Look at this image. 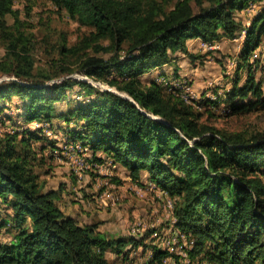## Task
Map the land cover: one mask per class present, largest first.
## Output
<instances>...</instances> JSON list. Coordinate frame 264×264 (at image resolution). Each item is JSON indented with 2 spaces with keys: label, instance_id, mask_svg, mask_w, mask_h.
I'll list each match as a JSON object with an SVG mask.
<instances>
[{
  "label": "trees",
  "instance_id": "obj_1",
  "mask_svg": "<svg viewBox=\"0 0 264 264\" xmlns=\"http://www.w3.org/2000/svg\"><path fill=\"white\" fill-rule=\"evenodd\" d=\"M14 1L0 0V121L14 120L5 110L17 97L23 127L0 132V264H111L109 251L123 264H264V130L202 120L205 112L184 99L187 85L176 73L160 74L167 85L145 77L179 51L192 55L190 39L245 35L229 92L201 104L234 114L264 109V62L253 60L257 49L264 53V0H51L88 31L73 45L62 34L53 43L61 57L48 71L36 68L32 34L7 22L17 17ZM252 6L246 22L240 13ZM75 89V106L58 111L56 103ZM55 118L64 121L66 146H89L92 162L108 157L141 184L145 172L170 196L180 237L173 249L153 236L171 219L116 234L64 212L31 164L38 140L43 150H61L44 133L43 123L56 131ZM35 121L42 125L24 127Z\"/></svg>",
  "mask_w": 264,
  "mask_h": 264
},
{
  "label": "rangeland",
  "instance_id": "obj_2",
  "mask_svg": "<svg viewBox=\"0 0 264 264\" xmlns=\"http://www.w3.org/2000/svg\"><path fill=\"white\" fill-rule=\"evenodd\" d=\"M14 8L18 10L17 17L9 14L6 17L7 22L13 26L19 24L26 33L32 34L34 46L32 53L36 68L39 70L52 69L54 63L60 59L61 55L53 43L62 38V34H65L68 43L73 45L88 31L51 0H15ZM255 9L253 6L249 7L248 13H240L241 18L247 22ZM244 39L245 35L237 39L215 40L213 47H205L202 39L196 41L190 39L188 46L192 55L179 51L171 63L153 68L145 74V77L156 78L167 85L168 79L165 76L160 77V74L165 72L173 76L176 73L182 76V83L187 85L186 90L192 96L191 102L195 104V108L205 112L202 120L232 131H262L264 130V109L259 106L246 113L234 114L231 110L225 111L223 105L208 109L201 104L204 96L213 99L229 92L239 72V56ZM200 41H203L202 44ZM4 49L0 47L2 54ZM261 50V48L256 50L253 60L258 57L261 62H264V53L261 54ZM76 72V76L86 78L82 72ZM256 74L260 75L261 69H258ZM246 76L247 73L244 72L242 82ZM177 82L174 81L173 84L177 85ZM99 84L106 89H114L106 82H99ZM78 92V89L69 91L67 99L56 103L58 111H66L75 106L69 101L79 99ZM11 102L8 101L7 104H10V107L5 112L15 115V118L5 123L0 121V132L11 131L14 126L15 128L23 127L20 125L23 124V120L17 116L15 106L20 104L21 100L15 97L13 103ZM208 110L213 111V115H210ZM43 124L46 126L44 132L46 137L57 140L61 150L51 151L49 147L43 150L40 147L43 142L38 140L34 143L37 153L32 158L31 164L44 189L57 192V202L66 214L76 217L82 224L97 222L99 229L103 231L116 233L117 230H122L121 234L128 233L126 230L129 228V222L143 223L145 228L154 227L156 224L158 227L161 224L167 225L164 223L170 219L171 215V210L166 204L169 197L151 182L145 183L147 173H142L141 184L134 180L128 168L119 163H113L108 157H105L107 161L105 164H96L92 162L93 156L89 146L84 150L79 143L78 149L72 145L66 146L64 131H60L59 127L64 124L63 120L55 118L56 131L49 130V125ZM41 125L40 122L35 121L25 123L24 127L36 128ZM135 181L137 183H134ZM149 184L153 185L154 189H149ZM105 192L108 194L106 195ZM171 224L172 222L168 227L163 226L164 229L162 227L166 240H161V243L173 249L172 244L177 239ZM107 256L111 264H123L117 253L109 251Z\"/></svg>",
  "mask_w": 264,
  "mask_h": 264
},
{
  "label": "bare ground",
  "instance_id": "obj_3",
  "mask_svg": "<svg viewBox=\"0 0 264 264\" xmlns=\"http://www.w3.org/2000/svg\"><path fill=\"white\" fill-rule=\"evenodd\" d=\"M203 41H204V45H208V43L207 42H209V43H216V41L214 40V41H206V40H204V39H202ZM202 41V42H203ZM201 42V41H200ZM202 42H201V44H202ZM178 83V84H177ZM176 84L177 85H175L174 84V86H180L181 85V82H177ZM167 84H168V82H167ZM182 86V85H181ZM186 87V86H185ZM187 88V87H186ZM184 92V91H183ZM188 92L189 91H187V90H185V92L183 93V97H184V99L187 101V102H189V103H193V102H191L192 101V99L193 98H190V97H187V96H185V95H187L188 94ZM194 104V103H193ZM151 184H153V183H151ZM151 184H149L148 186H149V188H152V189H154V186L153 185H151ZM156 187V186H155ZM105 194L107 195L108 193H106L105 192ZM105 196V195H104ZM115 196V195H114ZM170 197V196H169ZM117 198V197H116ZM168 199H170V198H168ZM111 200H112V198H111ZM170 201H171V206H172V213H171V215H170V219H171V222H172V224L175 222V220H176V217H174V214H173V208H174V204H173V201L170 199ZM110 202V201H109ZM114 202V201H113ZM175 202V201H174ZM101 205H103L102 203H101ZM169 215V214H168ZM140 224H142L143 226H145V224H143V223H140ZM142 230H144L143 228L141 229L140 228V226H138L137 224H133L132 225V227H131V232L133 231V232H135V233H137L138 234V232H141ZM174 230V229H173ZM174 232H175V235H176V239L177 238H180V237H178V232L176 231V230H174ZM135 235V234H134ZM183 235H185V234H183ZM153 236H155V237H158V238H160V240H162V241H164V240H166V236L163 234V232H158V231H156V232H154V234H153ZM192 241V240H191ZM189 243V242H188ZM186 260V259H185Z\"/></svg>",
  "mask_w": 264,
  "mask_h": 264
},
{
  "label": "built area",
  "instance_id": "obj_4",
  "mask_svg": "<svg viewBox=\"0 0 264 264\" xmlns=\"http://www.w3.org/2000/svg\"><path fill=\"white\" fill-rule=\"evenodd\" d=\"M213 44H214V43H208V45H205V47H213ZM185 96L192 98V96L189 95V94H187V95H185ZM149 189H152V188H149ZM166 204H167V207H169L170 210H171L170 213H172V206H171V201H170V199H167ZM136 224H137L138 226H140L141 229H142V227L145 228V226H143L142 224H140V222H139V223H136Z\"/></svg>",
  "mask_w": 264,
  "mask_h": 264
},
{
  "label": "crops",
  "instance_id": "obj_5",
  "mask_svg": "<svg viewBox=\"0 0 264 264\" xmlns=\"http://www.w3.org/2000/svg\"><path fill=\"white\" fill-rule=\"evenodd\" d=\"M197 39H200V38H194V39H191L192 41H196ZM189 50H190V48H189ZM182 77V76H181ZM99 166V165H98ZM134 181V180H133ZM134 183H137L136 181L134 182ZM146 184H147V181L145 182ZM144 183V184H145ZM129 224L131 225V224H133V222L132 223H130L129 222ZM130 225H129V228H130ZM129 228L126 230V231H129ZM103 231V230H102ZM118 232H116L117 234H121V232H122V230H117ZM124 233H126V232H124ZM123 234V233H122Z\"/></svg>",
  "mask_w": 264,
  "mask_h": 264
}]
</instances>
